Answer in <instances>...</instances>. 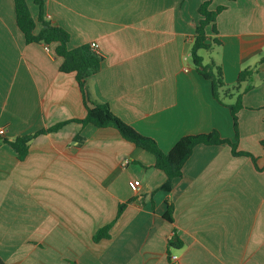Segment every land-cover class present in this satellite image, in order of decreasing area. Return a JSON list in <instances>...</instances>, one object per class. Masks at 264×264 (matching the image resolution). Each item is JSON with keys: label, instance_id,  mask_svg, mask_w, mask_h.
<instances>
[{"label": "crops", "instance_id": "1", "mask_svg": "<svg viewBox=\"0 0 264 264\" xmlns=\"http://www.w3.org/2000/svg\"><path fill=\"white\" fill-rule=\"evenodd\" d=\"M203 1L42 3L46 20L67 31L69 48L97 45L102 61L86 81L89 101L107 104L167 153L181 137L211 131L235 142L229 109L190 62ZM26 2L37 19L39 7ZM219 6L216 35L206 33L221 46L203 58L221 66L228 87L250 71L223 102L241 95L237 148L257 168L226 145H197L164 191L166 175L151 168L154 157L112 127L69 122L33 138L22 160L0 143L4 264H264V0H212L209 8ZM48 48L26 44L13 0H0V139L85 117L74 74L61 73ZM123 203L109 237L94 242Z\"/></svg>", "mask_w": 264, "mask_h": 264}, {"label": "trees", "instance_id": "2", "mask_svg": "<svg viewBox=\"0 0 264 264\" xmlns=\"http://www.w3.org/2000/svg\"><path fill=\"white\" fill-rule=\"evenodd\" d=\"M39 7L37 19H33L30 15L26 0H13L15 23L20 30L26 44L42 43L45 46L51 47L53 55L60 60L59 71L61 73H72L79 87L81 97L85 107V117L82 119L67 120L56 122L55 125L40 130L34 134L18 136L11 141L0 139V143L8 144L16 153L17 158L22 160L28 152L30 141L41 134L56 132L69 122H76L81 125L91 124L97 128L112 127L120 134V136L134 146L150 153L154 157V164L151 168L161 170L166 175V181L161 186L164 191H169L171 182L181 176L182 166L188 158H190L193 149L197 145H226L229 147L231 154L234 157H248L256 165L255 157L245 151H239L237 148L238 141V112L242 108L241 95H238L232 103H224L223 100L231 98L232 92L238 89L240 83L250 76L249 70H243L237 77L235 85L228 87L223 82V73L221 66L214 63L212 59L204 61L202 52L209 51L213 46L220 47V42L215 36L207 35L209 28L210 34L216 35L215 21L218 14L224 10L223 6L216 9H210L209 6L212 0H204L197 13L199 16L195 26L193 39L190 46V60L192 67L203 78L210 82L211 92L216 102L226 106L232 116V124L235 132V142L223 139L216 131H211L198 135H187L181 137L172 148L163 153L157 147L155 141L151 138L142 136L136 132L131 126L117 118L109 109L107 104H95L90 102L86 93V81L91 76L95 75L100 68L102 56L99 52H94L89 45H81L75 48H69V35L66 30L59 26L52 25L44 17L42 0H32ZM38 26V28H37ZM36 28L38 30H36ZM264 148V143L261 144ZM257 168V165H256ZM126 203L119 204L117 207L114 219L99 228L93 235V241L98 242L109 237V231L114 221L123 212ZM172 206H168L165 212V219H170ZM169 246H172V241H169ZM0 264L4 262L0 259Z\"/></svg>", "mask_w": 264, "mask_h": 264}, {"label": "built area", "instance_id": "3", "mask_svg": "<svg viewBox=\"0 0 264 264\" xmlns=\"http://www.w3.org/2000/svg\"><path fill=\"white\" fill-rule=\"evenodd\" d=\"M89 46H90V48H91L94 52H97V53H98L96 43L93 42V43L89 44ZM45 50H46V51L49 50L48 46H45ZM3 135H4V130H3V129H0V138H1ZM126 163H127V161H126ZM128 187H130V189H131L132 191H136V190H137V184L134 183V182H129V186H128ZM171 260L174 261V260H175V257H171Z\"/></svg>", "mask_w": 264, "mask_h": 264}, {"label": "rangeland", "instance_id": "4", "mask_svg": "<svg viewBox=\"0 0 264 264\" xmlns=\"http://www.w3.org/2000/svg\"><path fill=\"white\" fill-rule=\"evenodd\" d=\"M207 53L206 52H202V56H205ZM206 57V56H205ZM190 62H191V60H190Z\"/></svg>", "mask_w": 264, "mask_h": 264}]
</instances>
